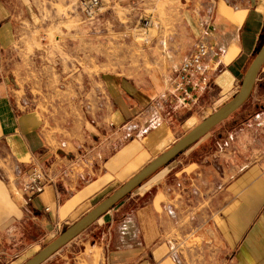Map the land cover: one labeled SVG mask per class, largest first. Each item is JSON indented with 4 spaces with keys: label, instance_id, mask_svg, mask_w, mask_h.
<instances>
[{
    "label": "crops",
    "instance_id": "obj_1",
    "mask_svg": "<svg viewBox=\"0 0 264 264\" xmlns=\"http://www.w3.org/2000/svg\"><path fill=\"white\" fill-rule=\"evenodd\" d=\"M200 1H187V17ZM232 1L236 47L233 54L223 51L226 61L214 72L218 87L236 79L252 39L256 44L264 32V0ZM51 18V0H0V263L40 251L147 166L153 150L177 136L185 116L204 109L205 86L197 77L200 91L173 88L161 98L172 110L144 137L148 143L113 145L145 120V107L106 75L64 69V57H52ZM47 61L61 68L42 70ZM218 153L175 158L43 264H264V170ZM14 164L24 173L12 182L7 170ZM33 167L66 175L28 199L22 187ZM141 199V206H131Z\"/></svg>",
    "mask_w": 264,
    "mask_h": 264
},
{
    "label": "rangeland",
    "instance_id": "obj_2",
    "mask_svg": "<svg viewBox=\"0 0 264 264\" xmlns=\"http://www.w3.org/2000/svg\"><path fill=\"white\" fill-rule=\"evenodd\" d=\"M81 1L51 0L56 17L51 18L54 22L53 29L49 32L53 42L51 53L52 57L57 54L64 57L63 67L66 70L79 68L89 75H106L113 84L121 83L127 88L129 95L145 107V120L138 124L141 126L132 124L125 135L114 138L113 145L126 141H136L133 142L136 145L148 143L144 137L154 128L153 124H159L172 110L170 103L161 98L168 99L171 96L176 70L196 49L206 24H213L218 30L221 28L224 31L222 39L218 31L213 36L222 51L219 57L212 56L206 60L207 86L199 99L204 109H197V114L192 117L185 116L186 118L182 119L183 128L177 136L154 149L153 155L149 156L150 160L164 153L175 141L234 98L240 90L249 65L264 45L263 32L262 36H258L256 44L252 39L249 52L239 61L236 79L218 87L215 85L214 72H219L221 59L226 61L223 51L228 50L233 54L236 47L232 36L235 35L237 25L232 23L231 17L236 16L238 12L234 10L232 0H202L192 7L193 16L188 17L184 12L188 0H138L123 4L116 0L106 5H103L105 0H101L100 10L92 22L83 17ZM213 7L214 11L211 13L210 9ZM222 8L226 10L225 16L220 15ZM47 15L48 12L45 17H48ZM144 18L151 19L153 24L145 27ZM187 21L191 23L190 28L185 24ZM57 37H60V40L56 41ZM248 40L247 38V44ZM40 67L42 70L50 67L61 68L60 64L53 61L44 62ZM98 89L106 93V88L101 82L98 83ZM75 113V109L66 112L65 121ZM187 151L193 160H200L216 152H219L220 159L232 158L235 155L245 165H257L264 170V66L247 103ZM187 151L181 153L177 160L183 162ZM214 160L215 158L213 162ZM12 170L11 168L7 171L11 181L15 182ZM118 185L120 187V184ZM137 189L132 193H137ZM143 203L141 199L137 203H131V206L136 208ZM69 226L62 228L61 232ZM54 239L55 237H50L40 245V249ZM16 255H23V258L18 262H15L18 258H13L12 262L3 257L0 264H23L35 253Z\"/></svg>",
    "mask_w": 264,
    "mask_h": 264
},
{
    "label": "water",
    "instance_id": "obj_3",
    "mask_svg": "<svg viewBox=\"0 0 264 264\" xmlns=\"http://www.w3.org/2000/svg\"><path fill=\"white\" fill-rule=\"evenodd\" d=\"M264 66V45L256 54L249 65L239 92L234 98L218 109L212 115L194 127L185 136L179 139L164 153L152 160L147 166L130 178L125 184L115 190L111 195L96 205L90 212L83 216L73 225L67 227L58 237L44 246L34 256L23 264H43L63 247L72 242L91 225L112 210L126 196L134 192L145 180L152 176L162 167L168 165L181 153L187 151L208 135L214 128L229 119L236 111L243 107L255 88L258 75Z\"/></svg>",
    "mask_w": 264,
    "mask_h": 264
},
{
    "label": "built area",
    "instance_id": "obj_4",
    "mask_svg": "<svg viewBox=\"0 0 264 264\" xmlns=\"http://www.w3.org/2000/svg\"><path fill=\"white\" fill-rule=\"evenodd\" d=\"M226 3L230 5L229 2ZM101 4V0L81 1L80 9L86 21L92 22L95 20L100 10ZM234 9H237L235 5ZM213 11L214 7L210 9L211 13ZM152 24L153 21L151 19L144 18L145 27L151 26ZM217 31L218 28L215 25L206 24L204 31L201 33L199 42L196 45V49L187 56V58L176 70L173 88L177 92H183L185 95H188V87L190 85H194L193 81L197 77H203L202 83L205 87L207 86V79L205 77L206 60L212 56L219 57V53L222 52L219 44H217L214 40L215 38H213ZM194 87V90L196 91H200L201 89L196 85H194ZM156 125L153 124L154 127ZM145 131H147V129H145ZM12 169L15 177H20L24 173L22 167L19 164H14ZM64 175H66L65 170H61L58 173H50L49 171L44 170L42 167H33V171L29 174V179L24 183L22 190L27 198L30 199L37 193H40L46 185L54 182L59 177ZM179 187H181V185H179Z\"/></svg>",
    "mask_w": 264,
    "mask_h": 264
},
{
    "label": "trees",
    "instance_id": "obj_5",
    "mask_svg": "<svg viewBox=\"0 0 264 264\" xmlns=\"http://www.w3.org/2000/svg\"><path fill=\"white\" fill-rule=\"evenodd\" d=\"M159 170H160V169H159ZM159 170H158V171H159ZM145 181H146V180H145ZM143 183H144V182H143ZM143 183H142V184H143ZM142 184H141V185H142ZM141 185H140V186H141ZM140 186H139V187H140ZM129 195H130V194H129ZM129 195H128V196H129ZM126 197H127V196H126ZM126 197H125V198H126ZM125 198H124V199H125Z\"/></svg>",
    "mask_w": 264,
    "mask_h": 264
}]
</instances>
